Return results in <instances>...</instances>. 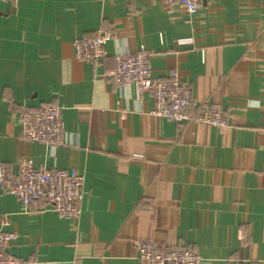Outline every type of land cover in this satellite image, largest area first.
Returning <instances> with one entry per match:
<instances>
[{"label": "crops", "instance_id": "1", "mask_svg": "<svg viewBox=\"0 0 264 264\" xmlns=\"http://www.w3.org/2000/svg\"><path fill=\"white\" fill-rule=\"evenodd\" d=\"M99 29L112 31L104 57L76 59L74 42ZM138 51L161 79L177 71L190 111L217 104L228 125L152 116L149 91L109 76L116 55ZM49 102L61 108L56 147L22 138L16 115ZM22 158L84 184L75 220L0 188L19 261L139 264L134 243L151 240L200 264H264V0H204L191 17L163 0L0 3V163L15 174Z\"/></svg>", "mask_w": 264, "mask_h": 264}, {"label": "built area", "instance_id": "2", "mask_svg": "<svg viewBox=\"0 0 264 264\" xmlns=\"http://www.w3.org/2000/svg\"><path fill=\"white\" fill-rule=\"evenodd\" d=\"M17 0H0L15 2ZM204 0H163L166 8L177 7L186 16H193ZM112 37V31L99 29L91 38L81 39L73 44L74 57L84 62L97 63L104 57V45ZM185 44L184 40L177 42ZM115 69L109 73L120 88L134 86L139 94L149 91L154 108L151 115L174 122L177 125L198 123L217 128L228 125L217 104L204 102L189 110V86L181 81L176 70H169L161 79L150 65L149 54L143 51L116 55ZM61 108L53 103L23 107L17 113L22 138L41 142L50 147L64 144L61 123ZM84 176L74 170H48L35 168L32 160L22 158L17 172L11 174L4 163H0V188L15 197L24 207L44 204L48 210L60 218L75 220L79 218L83 195ZM5 219H1V226ZM14 232L0 230V264H27L17 260L8 252L15 239ZM139 264H200L201 257L189 247L168 248L158 246L151 240H136Z\"/></svg>", "mask_w": 264, "mask_h": 264}]
</instances>
